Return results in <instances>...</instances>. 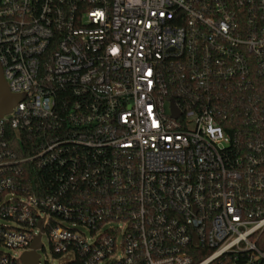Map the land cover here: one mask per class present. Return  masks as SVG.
<instances>
[{
  "label": "built area",
  "instance_id": "2783aa9c",
  "mask_svg": "<svg viewBox=\"0 0 264 264\" xmlns=\"http://www.w3.org/2000/svg\"><path fill=\"white\" fill-rule=\"evenodd\" d=\"M0 66V264H264V129L210 100L264 102V0H0Z\"/></svg>",
  "mask_w": 264,
  "mask_h": 264
},
{
  "label": "trees",
  "instance_id": "16d2710c",
  "mask_svg": "<svg viewBox=\"0 0 264 264\" xmlns=\"http://www.w3.org/2000/svg\"><path fill=\"white\" fill-rule=\"evenodd\" d=\"M210 91V100L220 111L227 115L225 126L231 130H242L248 126L255 129H264V102L255 101L249 92H243L233 85L226 82H220ZM39 140L38 136L30 137L23 134V147L27 146L31 149L34 141ZM18 148L22 145L18 142ZM22 149L20 148V153ZM27 169L28 167L25 166ZM29 169L30 166H29ZM28 180L40 182V174L27 170ZM258 246L264 250V231L260 234ZM54 252V251H53ZM55 253V252H54ZM58 254L59 253H55Z\"/></svg>",
  "mask_w": 264,
  "mask_h": 264
},
{
  "label": "water",
  "instance_id": "95a60500",
  "mask_svg": "<svg viewBox=\"0 0 264 264\" xmlns=\"http://www.w3.org/2000/svg\"><path fill=\"white\" fill-rule=\"evenodd\" d=\"M22 96L18 94H13L7 85L4 78L2 68L0 66V117L10 112L13 107L22 100ZM174 107V103H172ZM40 233L36 235L34 241L30 246V250L24 251L21 255L22 264H39L40 254L38 249L43 247V242L41 240L43 228L41 223L39 224Z\"/></svg>",
  "mask_w": 264,
  "mask_h": 264
},
{
  "label": "rangeland",
  "instance_id": "374dc122",
  "mask_svg": "<svg viewBox=\"0 0 264 264\" xmlns=\"http://www.w3.org/2000/svg\"><path fill=\"white\" fill-rule=\"evenodd\" d=\"M1 223H8L5 220H1ZM65 225L72 227L73 225L71 222H65ZM78 229L85 232L87 238H91V231L88 227L85 226H76ZM42 242L44 244V247L38 249V252L40 254V261L39 264H76L75 263V254L74 252H66L63 254H55L52 249L51 240L49 238V235L47 233H43L42 235ZM3 250L10 252L11 254L18 255L23 250L22 249H7L5 247H1Z\"/></svg>",
  "mask_w": 264,
  "mask_h": 264
}]
</instances>
